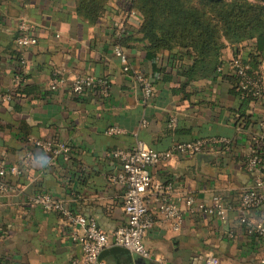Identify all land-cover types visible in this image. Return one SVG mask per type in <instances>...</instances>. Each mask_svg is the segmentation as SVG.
Returning <instances> with one entry per match:
<instances>
[{"label": "crops", "instance_id": "1", "mask_svg": "<svg viewBox=\"0 0 264 264\" xmlns=\"http://www.w3.org/2000/svg\"><path fill=\"white\" fill-rule=\"evenodd\" d=\"M23 20L33 25L37 43L16 41ZM141 21L127 0H113L95 24L78 14L75 0H0V164H17L21 170L7 174L9 189L0 192V257L7 262L81 264L85 226L46 208L36 200L39 196L50 194L75 216L94 217L114 234L127 223L125 186L111 181L124 173L116 152L141 142L166 151L178 143L218 137L232 141L231 151L209 143L197 153L176 151L152 167L154 182L145 195L155 219L145 237L152 256L128 250L117 254L112 246L100 258L106 264H205L211 253L220 264H264V237L256 232L259 222L264 225V204L255 209L239 205L264 169V161L254 169L247 166L251 151L264 149V96L253 106L260 119L255 134H247L236 126V100L223 76L184 89L168 55L160 53L157 59L164 80L142 43L123 47L132 66L125 72L115 51L118 36L136 32ZM244 46L247 58L251 47ZM20 64L28 93L7 99L18 86ZM137 73L154 85L149 100ZM80 75L105 80L110 96H103L99 86L75 93L71 86ZM112 126L124 131L110 134ZM30 137L63 141L71 149L56 154ZM169 182L172 190L158 187ZM183 197H193L202 208L222 202L226 209L222 214L191 211ZM165 198L178 205L179 217L162 212Z\"/></svg>", "mask_w": 264, "mask_h": 264}, {"label": "trees", "instance_id": "2", "mask_svg": "<svg viewBox=\"0 0 264 264\" xmlns=\"http://www.w3.org/2000/svg\"><path fill=\"white\" fill-rule=\"evenodd\" d=\"M112 1L75 0L78 14L91 24L106 16ZM127 1L130 8L140 13L142 21L134 33L119 31L118 45L133 48L142 43L147 59L164 80L167 75L164 69L158 67L157 59L160 53H166L177 71V77L184 79V89L194 81L223 76L231 85L230 94L236 100L233 107L236 126L247 134H255L260 119L256 117L253 106L264 95L257 96L244 88L236 73L237 68L232 64L235 60H241L243 64L259 70L264 62V0ZM246 42L251 47L247 58L243 55ZM229 49L231 54L227 55ZM16 75L20 78L18 86L7 92V96L13 100L28 93L30 86L21 64ZM221 145L226 148L233 146V143L230 141ZM255 145L258 147V144ZM251 152L259 155L261 162L264 161V149L256 148ZM0 264L11 263L1 256Z\"/></svg>", "mask_w": 264, "mask_h": 264}, {"label": "built area", "instance_id": "3", "mask_svg": "<svg viewBox=\"0 0 264 264\" xmlns=\"http://www.w3.org/2000/svg\"><path fill=\"white\" fill-rule=\"evenodd\" d=\"M20 35L18 43L23 46H28L37 43L38 39L34 33L33 25L23 20L19 25ZM117 56L120 58L122 69L128 72L132 69L130 59L126 50L117 45L115 48ZM237 68V75L240 77L241 85L244 88L250 89L255 95H264V63L260 65L259 70L251 68L248 64H243L241 60H235L232 64ZM143 85V91L147 100L154 94V85L148 76L137 73ZM19 81L20 78L16 77ZM91 86H99L100 93L103 96H110L109 85L105 80L95 81L87 75H80L72 84V90L75 93H83ZM9 99V96L6 97ZM124 130L120 126H112L108 129L110 134H120ZM38 146L44 147L46 150L59 154L68 153L71 149L70 145L63 141L42 140L36 137H30V140ZM228 143L230 140L224 138L213 137L210 140H196L193 142L178 143L172 149L159 151L151 148L141 142L135 149L120 150L116 154L123 160L124 173L120 176H115L111 179L112 182H122L125 186L126 195L124 201V209L127 215V223L124 226L116 229L114 234H109L94 217L84 218L75 216L68 210L64 203L55 200L50 194L39 196L36 200L42 202L46 208L61 211L63 214L74 219L76 223L83 224L86 228V235L83 239L84 256L81 264H106L101 260L100 255L105 250L112 246L125 248L134 253L141 254L150 258L151 251L145 244V237L150 229L155 226V219L150 213L145 202V195L152 187L154 177L152 167L171 158L176 151H190L192 153L201 152L206 145ZM227 151H231L232 146L226 147ZM261 158L257 154H251L248 158L250 168L259 166ZM21 172L17 164L4 165L0 164V192L9 189V183L6 179L8 173L19 174ZM158 187L165 191L172 190L173 184H161ZM191 211L203 209L209 213L222 214L226 207L220 202L216 207L202 208L203 205H198L193 197H183ZM264 204V169L255 179L254 185L243 193L239 201V205L243 208L255 209ZM161 210L168 217H179L180 208L177 204L170 203L165 198V202L161 206ZM256 232L264 237V225L259 222L256 226ZM78 264V261L74 262ZM205 264H220V258L215 254H209Z\"/></svg>", "mask_w": 264, "mask_h": 264}, {"label": "water", "instance_id": "4", "mask_svg": "<svg viewBox=\"0 0 264 264\" xmlns=\"http://www.w3.org/2000/svg\"><path fill=\"white\" fill-rule=\"evenodd\" d=\"M111 250L115 253H122V252H126L127 250L125 248H122V247H118V246H115L113 248H111ZM103 253V252H102ZM101 253V255H102Z\"/></svg>", "mask_w": 264, "mask_h": 264}]
</instances>
